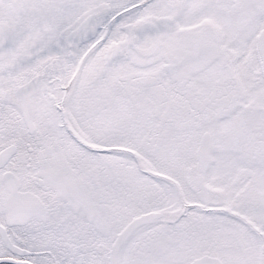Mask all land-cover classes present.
Masks as SVG:
<instances>
[{
    "label": "snow or ice",
    "instance_id": "snow-or-ice-1",
    "mask_svg": "<svg viewBox=\"0 0 264 264\" xmlns=\"http://www.w3.org/2000/svg\"><path fill=\"white\" fill-rule=\"evenodd\" d=\"M0 264H264V0H0Z\"/></svg>",
    "mask_w": 264,
    "mask_h": 264
}]
</instances>
